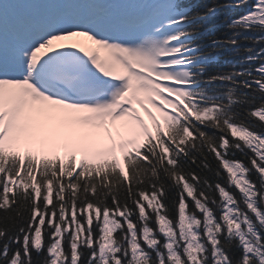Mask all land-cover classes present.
I'll return each mask as SVG.
<instances>
[{
	"label": "snow or ice",
	"instance_id": "snow-or-ice-1",
	"mask_svg": "<svg viewBox=\"0 0 264 264\" xmlns=\"http://www.w3.org/2000/svg\"><path fill=\"white\" fill-rule=\"evenodd\" d=\"M174 12L0 4V264H264V52L193 96Z\"/></svg>",
	"mask_w": 264,
	"mask_h": 264
},
{
	"label": "trees",
	"instance_id": "trees-1",
	"mask_svg": "<svg viewBox=\"0 0 264 264\" xmlns=\"http://www.w3.org/2000/svg\"><path fill=\"white\" fill-rule=\"evenodd\" d=\"M254 0H248V4L245 6H235L240 3V0H192L193 12L192 21L194 24L190 26V31L193 33L195 29H199L202 24L195 23V17H203L207 15L210 10L217 11L216 13L206 16L208 18L202 19V23L206 24L205 35L200 37L202 39L209 40V43L215 46L202 48L204 54H212V52L219 53V59L221 61H227L231 59L239 60L238 56H243L246 53H254L255 46L251 45L254 39L244 35L238 25H233L232 21L234 18L235 11L241 7H247ZM191 2V0H189ZM234 12V13H233ZM198 13V15H197ZM237 14V13H236ZM214 15V16H213ZM244 17L243 14L239 18ZM239 23V22H238ZM251 28H248V30ZM255 38H259L258 34L254 35ZM236 49V52H229L226 50ZM229 52V53H228ZM262 61L256 60L255 63L251 65L244 64L236 72H231L232 64L226 63L221 66L220 62L213 65L209 69L204 71V76L202 80L206 83V90L209 92L221 91L223 93L224 99L227 93L237 90V80H243L246 78L247 72L250 71L254 66L261 63ZM234 68V67H233ZM218 73H224L225 75H220ZM242 73L244 75H238ZM242 91V89H241ZM5 215L3 210H0V217ZM3 227V225H0Z\"/></svg>",
	"mask_w": 264,
	"mask_h": 264
},
{
	"label": "rangeland",
	"instance_id": "rangeland-1",
	"mask_svg": "<svg viewBox=\"0 0 264 264\" xmlns=\"http://www.w3.org/2000/svg\"><path fill=\"white\" fill-rule=\"evenodd\" d=\"M179 75L185 76V73H183V71H181V72H179Z\"/></svg>",
	"mask_w": 264,
	"mask_h": 264
}]
</instances>
